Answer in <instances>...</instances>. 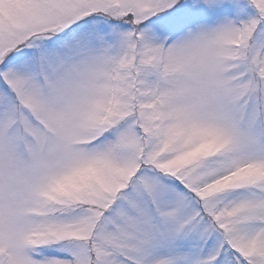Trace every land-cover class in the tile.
<instances>
[{
  "label": "snow or ice",
  "instance_id": "obj_1",
  "mask_svg": "<svg viewBox=\"0 0 264 264\" xmlns=\"http://www.w3.org/2000/svg\"><path fill=\"white\" fill-rule=\"evenodd\" d=\"M0 264H264V0H0Z\"/></svg>",
  "mask_w": 264,
  "mask_h": 264
}]
</instances>
